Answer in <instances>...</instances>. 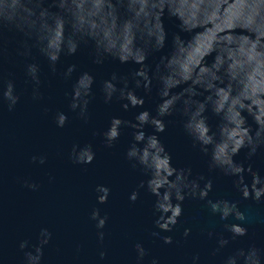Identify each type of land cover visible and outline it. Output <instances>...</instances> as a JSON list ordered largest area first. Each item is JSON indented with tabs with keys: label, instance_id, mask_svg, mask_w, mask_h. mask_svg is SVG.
Instances as JSON below:
<instances>
[{
	"label": "clouds",
	"instance_id": "clouds-1",
	"mask_svg": "<svg viewBox=\"0 0 264 264\" xmlns=\"http://www.w3.org/2000/svg\"><path fill=\"white\" fill-rule=\"evenodd\" d=\"M219 0H0V67L6 58V33L15 32L22 35L17 55L29 58L24 72L25 83L32 85L31 98L42 101L41 68L32 55L36 49L45 57L53 75L57 74V63L62 55H74L81 43H94V63H103L106 57L118 59L121 63L133 62L140 68L131 74L134 88L129 87L128 76H118L103 81L102 91L105 103L115 97L121 101L125 110L144 105L143 97L136 95L135 89L142 88L151 92L153 81L159 83L160 103L156 115L148 110L139 112L135 122L113 118L107 131L103 133L104 145L112 148L121 135V128L134 129L133 143L129 146L125 159L132 169H137L148 177L142 180L130 194L135 202L140 196V189H145L156 197L154 213H159L154 221L160 231L151 235L159 237L160 232H172L179 218L183 215V202L187 198L205 202L213 215L221 221L232 217L240 223H224V233L208 231L209 239L216 237L217 246L212 255L217 256L230 241L244 237L248 233L249 217L239 207L238 201L228 199H210L213 189L211 179L200 175L193 179L192 169L172 166V157L155 134L146 135L144 127L152 126L156 132L165 131V117L180 112L184 117L183 127L192 138L193 147L210 155L209 170L219 169L226 176H235V186L242 198L260 203L264 198V176L253 171L251 165L244 167L233 157L241 149H248L249 158L256 155L258 149L264 148V0H237L235 10L230 15V23L242 29L240 33L224 34L200 52V62L190 64L186 56L198 37L185 41L179 34L173 37V51L170 56L162 57L155 70L146 63L151 51L164 48L167 33L163 16L167 13L179 19L181 31L192 32L198 25L216 17ZM53 9H56L53 11ZM215 53L214 62L209 66L205 58ZM231 53L232 55H229ZM236 61H239L236 64ZM235 64V67L233 65ZM76 66L71 65L61 75L69 80ZM94 77L88 72L82 73L66 92L68 108L87 124L90 120L89 105L94 99L92 85ZM186 85L180 92L173 90ZM206 93V95H205ZM16 83L12 78H5L0 70V106L6 104L9 112L13 111L21 99ZM203 96V99L198 97ZM223 101V104H221ZM219 116L221 123L214 131L208 124L205 113L209 110ZM45 111L49 109L45 108ZM252 116L257 127L255 130L247 124L243 113ZM55 124L63 128L69 122V116L63 111L54 115ZM99 135L93 132V136ZM142 145V146H140ZM91 143L83 146L74 144L69 159L76 165H88L95 159ZM40 164L46 158L32 157ZM251 176V182L245 180L244 173ZM203 181V186H201ZM25 186L36 190L39 185L25 182ZM97 202L107 203L111 189L97 185ZM91 219L96 221V228L103 229L107 215L101 216L98 208L93 209ZM191 229L185 228L183 235L188 237ZM51 233L42 229L39 244L34 251H24V264H41L43 246L51 239ZM105 233L98 232L102 242ZM165 244H171V236L161 237ZM27 240L20 242L19 248H28ZM137 264L148 255L141 243H136ZM103 260L106 252L99 253ZM199 254L192 256V264H199ZM150 264H160L153 258ZM221 264H264V247L250 244L234 249L221 259Z\"/></svg>",
	"mask_w": 264,
	"mask_h": 264
},
{
	"label": "water",
	"instance_id": "water-1",
	"mask_svg": "<svg viewBox=\"0 0 264 264\" xmlns=\"http://www.w3.org/2000/svg\"><path fill=\"white\" fill-rule=\"evenodd\" d=\"M236 5L237 0H219L216 17L198 25L192 32L181 31L179 19L165 13L162 18L167 33L165 46L159 51H151L146 63L155 70L162 57L170 56L173 37L177 34L185 41L198 37L187 52L188 63L184 67L199 63L201 50L221 33L242 32L241 28L230 23V15ZM22 39L19 33H6L8 54L0 67L4 77L14 79L17 91L22 93L13 111L9 112L6 104L0 106V264H24V251H34L42 229H47L52 235L49 243L43 246L41 264H137L136 243H141L148 253L140 264H150L153 258H157L160 264H192V256L196 254L200 256L199 264H221V259L236 248L250 244L264 247V198L260 203L243 199L234 183L237 177L226 176L219 169L209 170L210 155L203 154L198 146L193 147L192 138L184 131L185 117L180 112L164 118L165 131L156 132L152 126L146 125L145 134L158 136L172 157L173 167H190L193 179L200 175L211 179L210 199L238 201L240 209L249 217V223L243 225L248 233L230 241L220 254L213 256L216 237L209 239L208 231L223 232L225 237H230V233L224 232L223 224L240 222L232 217L221 221L204 201L187 198L183 202V215L173 231L160 232L159 237L152 236V232L160 231L154 224L159 215L154 213L153 207L156 197L145 188L140 189L135 202L129 199L140 181L148 179L139 168L132 169L125 159L129 146L134 142V129L122 127L121 135L112 148L105 147L103 133L114 117L135 122L136 115L144 110L155 116L160 103L159 83L154 80L148 93L142 88L135 89L136 95L143 97L144 105L125 110L123 104L127 101L114 97L105 103L102 83L116 73L128 76L129 87L134 88L131 74L140 68L139 64L121 63L110 56L103 63L96 64L94 43L89 41L81 43L74 55H62L56 65L57 74L53 75L47 59L33 49L32 55L41 68V92L44 94L42 101H34L31 98L32 85L25 83L24 72L25 63L32 62V59L26 61L17 55ZM215 55L207 56L205 64L210 66ZM71 65L76 69L69 80H64L61 74ZM84 72L95 80L87 124L69 110L65 96ZM183 87L186 85L173 91L180 92ZM45 108L49 111L46 112ZM57 111L69 116V122L63 128L55 124ZM205 115L215 131L221 123L220 117L210 108ZM243 115L255 130L257 125L252 116L246 112ZM93 132L99 135L93 136ZM86 143L93 146L94 161L88 165L73 164L69 159L72 146ZM247 152L248 149H241L233 159L243 163L246 169L251 165L253 171L264 176V148L258 149L251 158ZM33 156H43L46 162H33ZM244 176L250 183V174L245 172ZM25 182L39 187L32 190L25 186ZM200 183L203 186L204 182ZM101 184L111 189L105 204H99L96 198V186ZM96 208L101 216L107 215L103 229H97L96 221L91 219ZM185 228L191 229L188 237L183 235ZM99 231L105 233L102 242L98 238ZM163 236H171L173 242L165 244L161 239ZM25 240L29 242L28 248L21 250L19 244ZM101 251L106 252L103 260L99 256Z\"/></svg>",
	"mask_w": 264,
	"mask_h": 264
}]
</instances>
